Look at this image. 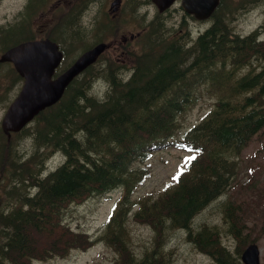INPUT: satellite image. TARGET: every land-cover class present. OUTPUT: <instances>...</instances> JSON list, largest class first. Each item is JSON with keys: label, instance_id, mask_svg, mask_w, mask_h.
Wrapping results in <instances>:
<instances>
[{"label": "trees", "instance_id": "16d2710c", "mask_svg": "<svg viewBox=\"0 0 264 264\" xmlns=\"http://www.w3.org/2000/svg\"><path fill=\"white\" fill-rule=\"evenodd\" d=\"M228 33L216 24L205 35L211 42L203 41L205 46L198 47V56L203 48L206 51L197 69L218 59L215 73L181 71L185 53L179 56L174 42H166L158 29L147 34L144 48L148 52L140 56L128 82L122 83L108 68L95 74L87 70L83 77L76 78L63 98L37 117L28 134L35 150L46 146L65 156L55 171L36 184L31 182L38 189L33 197L29 198L24 189L32 175H25L30 167L27 162H37L35 155L19 164L10 141H0V171L6 163L12 167L17 194L9 196L21 202H9L0 208V264H29L34 257L64 256L81 247L83 235L59 227L66 204L118 185L128 194L142 176V170L137 171L133 163L143 160L172 134L176 116L198 97L201 86L207 84L210 91L225 89V80L231 75L226 70L228 62L239 66L253 57L261 63L260 71L236 80L229 93L256 91L242 101H230L222 98L223 94L219 97L207 117L187 135L188 143L202 150L190 173L180 177L178 186L166 198L139 213V218L158 232L172 226L188 227L192 215L225 187L230 171L227 156L238 153L264 126V42H256L252 35L222 41ZM16 35L10 33L6 40ZM94 75H101L109 84L102 99L89 94V77ZM120 215L121 209L109 219L104 232L121 257L118 264H163L158 249L162 233L156 232L154 249L141 259L135 258L128 252ZM186 237L214 257L217 264H235L208 231L194 236L188 232Z\"/></svg>", "mask_w": 264, "mask_h": 264}, {"label": "rangeland", "instance_id": "374dc122", "mask_svg": "<svg viewBox=\"0 0 264 264\" xmlns=\"http://www.w3.org/2000/svg\"><path fill=\"white\" fill-rule=\"evenodd\" d=\"M70 4V3H68ZM234 5V4H233ZM69 6V5H66ZM134 2H126L123 9V17L130 19L135 17L133 8ZM21 7L19 0H1L0 1V25L12 21ZM152 7H149V18L152 15ZM141 10L138 13H143ZM168 18V15H167ZM180 14L174 11L168 20L167 26L178 25ZM58 22V18L50 19V28ZM121 27V32L111 42L120 41V37L125 33L139 28L135 22H125ZM231 30L240 35L255 30H260L264 34V0L257 4H248L244 15L235 14V19L230 24ZM46 27V26H45ZM38 25L37 29H41ZM34 29L36 33L38 30ZM47 29V27H46ZM45 30V29H44ZM43 30V31H44ZM122 38V37H121ZM94 39L88 35L83 40ZM66 48L67 42L63 43ZM75 52H69L72 58ZM118 61L119 63H130L129 55H118L107 51L101 60L95 65L93 73L103 71L108 66V61ZM6 77L0 80V119L4 112L5 102L11 99L20 84L15 82L13 75L6 69ZM100 77L101 75H94ZM95 77L93 80H95ZM103 81V79H101ZM94 81L93 93L99 94L106 91L105 84L102 81ZM216 95L203 93L196 104L185 114L179 117V128L176 131L177 138L180 137L188 128L202 120L211 110ZM24 147L29 148L28 141L21 138L13 140L11 147L12 153L20 155L18 161L26 160L28 154L24 152ZM187 152L183 149L170 145L161 147L151 153V155L142 163L145 177L143 181L129 195L130 206L128 216L125 221L126 232L128 234V244L132 252L136 255H142L145 251H150L152 230L148 225L134 223L131 214L136 210L137 204L143 198L153 200L157 198L165 189L170 187L176 178L177 173L185 164ZM63 157L59 153H51L47 158L46 168H54ZM236 166L232 171L231 186L210 205L196 214L191 222L192 230H196L201 225L214 226L218 230L221 243L234 249L238 245V240L227 230L223 205L232 206L230 217L236 225H242L241 234H244L246 240L254 239L260 248L261 264H264V224L261 222L264 215V127L254 135L246 147L236 158ZM31 165H34L30 162ZM8 191L5 178L0 175V206L4 203L7 206L9 202L17 201L14 196L6 194ZM123 195L121 190H113L109 194L101 197L88 198L79 204H71L65 210L63 221L70 229L76 233L86 232L95 235L104 225L106 219L111 213L117 200ZM133 215V214H132ZM186 231L183 229L165 230L163 243L164 252L168 255L166 264H215L213 259L196 250L192 244L185 239ZM239 235V236H240ZM115 253L102 242L94 243L84 251L72 250L64 257L55 256L45 260H35L31 264H114Z\"/></svg>", "mask_w": 264, "mask_h": 264}, {"label": "water", "instance_id": "95a60500", "mask_svg": "<svg viewBox=\"0 0 264 264\" xmlns=\"http://www.w3.org/2000/svg\"><path fill=\"white\" fill-rule=\"evenodd\" d=\"M171 0H161L165 6ZM204 0H193V12L199 11ZM104 44L82 54L77 61L55 80H50L53 68L58 64L61 54L55 44L48 41L28 42L10 49L1 56V60H11L18 71L26 78L18 97L9 106L4 119V131H18L33 115L59 98L67 83L85 66L93 62L103 50ZM247 264H257V249L250 245L242 254Z\"/></svg>", "mask_w": 264, "mask_h": 264}, {"label": "flooded vegetation", "instance_id": "af4514ba", "mask_svg": "<svg viewBox=\"0 0 264 264\" xmlns=\"http://www.w3.org/2000/svg\"><path fill=\"white\" fill-rule=\"evenodd\" d=\"M29 1H34L36 3V6H34V10L39 11L47 9L50 13V0L48 1H42V0H20L21 7L20 9L25 6L26 3ZM133 2L134 0H121L118 4V0H67V1H59L56 4V7L60 8L62 6H65V4L73 3L69 6L68 10H66L65 7V13H67V18H70L71 13H73L74 18L75 15L81 14L80 22L79 24L86 28V30L82 34V38H86L88 35H92L93 38L100 34L102 31L101 27L99 26L102 14H104L107 18L111 19L112 23L117 24L120 17L123 15V5L126 2ZM33 2V5L35 4ZM46 2L48 4L46 5ZM116 2V4H115ZM78 3V5H75ZM64 4V5H62ZM77 10V11H76ZM26 18V14L21 16V20ZM116 23H115V21ZM140 33L132 34L129 33V38L122 37L123 45L129 44L130 41H132L136 36H138ZM86 41V40H82ZM87 43L83 42V45H86ZM118 46V45H117Z\"/></svg>", "mask_w": 264, "mask_h": 264}, {"label": "bare ground", "instance_id": "6f19581e", "mask_svg": "<svg viewBox=\"0 0 264 264\" xmlns=\"http://www.w3.org/2000/svg\"><path fill=\"white\" fill-rule=\"evenodd\" d=\"M114 101V100H113ZM114 114V113H113ZM124 122V121H123Z\"/></svg>", "mask_w": 264, "mask_h": 264}]
</instances>
